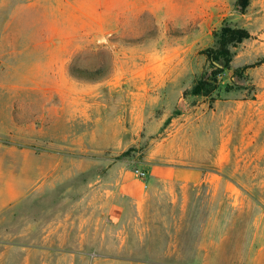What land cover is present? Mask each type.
Returning a JSON list of instances; mask_svg holds the SVG:
<instances>
[{
  "label": "rangeland",
  "instance_id": "1",
  "mask_svg": "<svg viewBox=\"0 0 264 264\" xmlns=\"http://www.w3.org/2000/svg\"><path fill=\"white\" fill-rule=\"evenodd\" d=\"M238 2L82 0L81 40L67 54L66 84H81L82 90L83 151L91 148L89 132H95L99 148L107 146L96 155L99 175L112 164L145 170L165 161L223 168L230 180L216 197L223 205L199 209L204 224L190 228L193 234L184 239L189 247L171 254L169 240L160 235L149 248L126 250L121 239L93 240L83 238V232H68L66 239L54 235L44 244L40 224L31 231L33 219L72 220L82 210L74 199L84 192L65 191L69 201L58 206L63 192L56 190L46 195L50 206L40 199L35 207L23 198L17 209L3 211L0 264H201L206 256L196 246L199 226L209 231L210 243L228 237L242 241L236 254L233 248L225 254L211 249L209 264H251L249 243L255 226L264 225L255 222L264 221V0H246L245 11ZM153 3L160 13L152 11ZM224 24L245 28L252 37L231 48L230 70L219 75L214 91L195 96L194 86L211 69L204 51L216 46L215 35ZM71 69L86 77L73 76ZM139 90H151L145 107ZM152 90H164L156 103ZM41 98L35 96L34 102ZM108 120L112 135L103 126ZM203 198H213L212 191ZM213 214L219 215L218 223Z\"/></svg>",
  "mask_w": 264,
  "mask_h": 264
},
{
  "label": "crops",
  "instance_id": "2",
  "mask_svg": "<svg viewBox=\"0 0 264 264\" xmlns=\"http://www.w3.org/2000/svg\"><path fill=\"white\" fill-rule=\"evenodd\" d=\"M6 1H0V218L3 211L17 209L23 198L35 207L40 199L43 206H50L46 195L61 190L60 206L69 201L65 191L77 196L84 192L74 199L75 207L82 205L78 217L59 216L42 223L33 219L31 231L37 232L40 224L47 245L54 235L66 239L68 232H83V238L93 240L121 239L126 250L149 248L160 235L169 240L171 254L187 249L193 224H204L199 209L223 205L216 198L229 180L223 168L165 161L145 169V178L122 164L107 166L99 175L96 155L107 146L99 148L95 132H89L91 148L83 151L81 84H66L67 54L81 40L82 0ZM156 4L152 11L160 13ZM150 91L138 92L143 107ZM152 91L158 95L153 99L156 103L164 90ZM35 96H41L42 102H34ZM109 122L103 126L112 135ZM82 175L89 179L81 181ZM76 178L78 182H70ZM211 191L213 198L204 200L203 193ZM218 217L213 214L212 221L218 223ZM210 221L209 215L205 223ZM196 232L200 235L196 246L206 256L201 264H209L211 249L225 254L233 248L236 254L242 247L235 237L210 243L203 226ZM249 246L251 264H264V225L255 226Z\"/></svg>",
  "mask_w": 264,
  "mask_h": 264
},
{
  "label": "trees",
  "instance_id": "3",
  "mask_svg": "<svg viewBox=\"0 0 264 264\" xmlns=\"http://www.w3.org/2000/svg\"><path fill=\"white\" fill-rule=\"evenodd\" d=\"M238 3L241 5L243 11H245L248 6L246 0H239ZM215 36L216 46L204 51L211 69L208 73H205L194 86L192 94L195 96H207L214 91L215 86L218 83L219 75L230 70V63L233 58L231 48L252 37L247 29L232 26L230 24H224ZM71 73L75 77H86L84 76L86 72H80L79 70L75 71L74 69H71ZM97 73H100V70H98ZM89 79L97 80L98 78L92 76Z\"/></svg>",
  "mask_w": 264,
  "mask_h": 264
},
{
  "label": "built area",
  "instance_id": "4",
  "mask_svg": "<svg viewBox=\"0 0 264 264\" xmlns=\"http://www.w3.org/2000/svg\"><path fill=\"white\" fill-rule=\"evenodd\" d=\"M136 173L139 175L140 178H145L147 176V171L144 169H136Z\"/></svg>",
  "mask_w": 264,
  "mask_h": 264
}]
</instances>
